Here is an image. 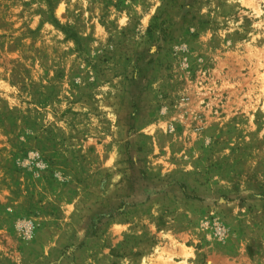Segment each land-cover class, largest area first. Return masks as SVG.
Instances as JSON below:
<instances>
[{
    "label": "rangeland",
    "instance_id": "374dc122",
    "mask_svg": "<svg viewBox=\"0 0 264 264\" xmlns=\"http://www.w3.org/2000/svg\"><path fill=\"white\" fill-rule=\"evenodd\" d=\"M0 264H264V0H0Z\"/></svg>",
    "mask_w": 264,
    "mask_h": 264
}]
</instances>
